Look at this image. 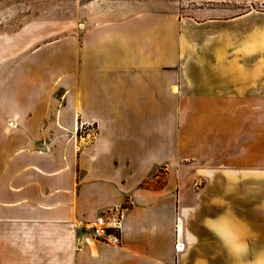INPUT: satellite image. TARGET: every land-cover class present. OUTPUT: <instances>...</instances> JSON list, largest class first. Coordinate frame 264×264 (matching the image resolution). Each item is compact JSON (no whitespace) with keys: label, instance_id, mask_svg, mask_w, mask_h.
<instances>
[{"label":"crops","instance_id":"crops-1","mask_svg":"<svg viewBox=\"0 0 264 264\" xmlns=\"http://www.w3.org/2000/svg\"><path fill=\"white\" fill-rule=\"evenodd\" d=\"M53 49L0 96V264H234L205 227L226 209L264 248L263 13L145 12ZM116 215L120 243L94 240Z\"/></svg>","mask_w":264,"mask_h":264},{"label":"rangeland","instance_id":"rangeland-1","mask_svg":"<svg viewBox=\"0 0 264 264\" xmlns=\"http://www.w3.org/2000/svg\"><path fill=\"white\" fill-rule=\"evenodd\" d=\"M145 12H173L197 22L233 19L264 14V0H0V96L9 95V80L21 79L23 59L38 57L41 48L53 55L54 46L86 29ZM87 130L77 127L79 135ZM237 182L244 185V176ZM193 184L198 192L205 181Z\"/></svg>","mask_w":264,"mask_h":264},{"label":"clouds","instance_id":"clouds-1","mask_svg":"<svg viewBox=\"0 0 264 264\" xmlns=\"http://www.w3.org/2000/svg\"><path fill=\"white\" fill-rule=\"evenodd\" d=\"M205 227L221 242L234 264H264V248L258 250L252 259H246L249 256V245L227 209L220 216L209 218Z\"/></svg>","mask_w":264,"mask_h":264},{"label":"built area","instance_id":"built-area-1","mask_svg":"<svg viewBox=\"0 0 264 264\" xmlns=\"http://www.w3.org/2000/svg\"><path fill=\"white\" fill-rule=\"evenodd\" d=\"M81 127L88 128L86 124H81ZM121 229L122 217L120 215L112 216L110 218L101 216L90 225L91 234L94 240L114 245L120 243Z\"/></svg>","mask_w":264,"mask_h":264}]
</instances>
